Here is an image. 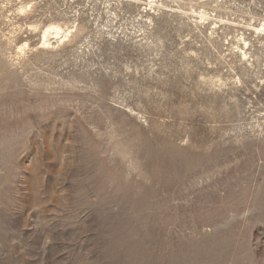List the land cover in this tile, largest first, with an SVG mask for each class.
Wrapping results in <instances>:
<instances>
[{
    "label": "rangeland",
    "instance_id": "rangeland-1",
    "mask_svg": "<svg viewBox=\"0 0 264 264\" xmlns=\"http://www.w3.org/2000/svg\"><path fill=\"white\" fill-rule=\"evenodd\" d=\"M0 264H264V0H0Z\"/></svg>",
    "mask_w": 264,
    "mask_h": 264
},
{
    "label": "bare ground",
    "instance_id": "bare-ground-1",
    "mask_svg": "<svg viewBox=\"0 0 264 264\" xmlns=\"http://www.w3.org/2000/svg\"><path fill=\"white\" fill-rule=\"evenodd\" d=\"M64 30L61 29L58 26H49L47 29L43 31L42 39H43V44H49L47 40V36H49L51 33L58 35L62 33Z\"/></svg>",
    "mask_w": 264,
    "mask_h": 264
}]
</instances>
